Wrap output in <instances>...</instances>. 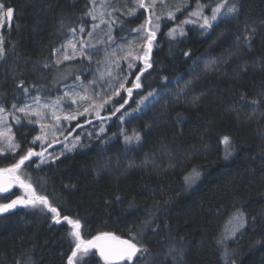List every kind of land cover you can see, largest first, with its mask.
I'll return each mask as SVG.
<instances>
[{
    "label": "trees",
    "instance_id": "1",
    "mask_svg": "<svg viewBox=\"0 0 264 264\" xmlns=\"http://www.w3.org/2000/svg\"><path fill=\"white\" fill-rule=\"evenodd\" d=\"M7 3L17 11L10 31L6 26L2 32L14 48L6 41L5 47L13 54L0 70V89L8 99L18 91L9 71V66L18 62L16 79H23L25 86L35 83L55 96L71 78L53 84L55 70L45 69L42 62L54 59L52 49L65 42L68 34L58 31L60 21L75 25L87 0ZM238 7L239 21L225 20L206 34L185 26L186 36L172 39L165 35L187 10L167 25L162 21L158 46L152 51L153 67L141 77L144 87L134 91L130 106L134 107L133 101L139 99L137 91L145 95L153 91L156 95L148 97L151 101L141 113L123 123L129 134L131 129L141 131L139 145H124L120 121L114 117L104 134H118L109 143L102 142L107 139L103 136L86 139V147L77 148L55 163L41 165L36 171L29 169L34 178L37 173L44 177L48 193L63 198L62 213L67 209L71 218L79 214L90 230L86 239L100 232L128 238V229L139 226L147 212H154L153 224L158 228L153 231L146 227L143 231L144 244L152 253L148 264H174L165 253L178 241L185 248L183 264H225L217 241L233 213V205H237L255 216L257 223L255 228L249 226L227 241L235 252V264H264V100L256 109L239 99L242 91L252 98L264 90V72L250 67L247 75L236 74L242 60L255 64L259 55V48L253 53L244 52L243 37L237 43L236 35L245 24L264 34V0H238ZM129 19V27L141 22L139 13ZM117 34L128 33L117 29ZM229 57V62L223 63ZM195 97L200 100L194 107ZM178 113L182 114L179 119ZM33 127L35 131L28 133V141L38 134V128ZM225 135L235 145L228 156L220 142ZM10 163L0 158V167ZM129 164L134 167L129 168ZM193 167L198 168L200 176L189 185L183 177ZM94 168L101 170L99 176ZM18 194L12 190L0 195V203H8ZM117 194L122 201H115ZM133 198L135 207L130 208L129 200ZM68 228L29 207L0 214V264H15L24 253L31 256L33 264H67L71 252L65 235ZM92 251L95 255L86 258L87 264H104L98 252Z\"/></svg>",
    "mask_w": 264,
    "mask_h": 264
},
{
    "label": "snow or ice",
    "instance_id": "2",
    "mask_svg": "<svg viewBox=\"0 0 264 264\" xmlns=\"http://www.w3.org/2000/svg\"><path fill=\"white\" fill-rule=\"evenodd\" d=\"M118 2L119 0H87L85 9L77 18L75 25L65 24L64 20L60 21L58 31L68 35L64 43L52 49L51 56L54 59L42 62V65L45 69L55 70L52 77L53 84L71 78L69 83H63L62 92L53 96L51 91H46L35 83L25 86L23 79H16L18 62H13L9 66L18 91H14L11 99H8L7 93L0 89V92H4L0 96V158L12 161L0 167V193H9L13 188L23 189L22 195L10 199L8 203H0V214L8 213L18 205H22L38 209L56 224L63 223L66 228L70 226L65 233L71 246L67 264H87L86 258L90 254L95 255L92 250L99 253L104 264H148L152 253L144 244L143 231L146 227L152 228L153 231L158 228V225L153 224L155 213L147 212L139 226L133 225L128 229L127 239L111 232H100L86 239L85 236L90 230L86 223L82 224L79 214L76 213L75 218H71L66 214L67 209L62 213L63 198L48 193L44 177L37 173L34 178L29 169L36 171L41 169V165L55 163L67 152L86 147L82 133L76 130L83 129L85 124L92 125L94 120L99 121L96 125L98 128L96 138L101 139L107 131L106 123L117 113H121L117 119L120 121L119 131L124 145L126 147L139 145L143 139L141 131L131 129L129 134V131L123 127L124 117L139 111L140 105L156 93L148 91L145 95L137 91L139 97L135 101L137 107L131 109V112L121 110L132 99L134 90H141L144 87L141 77L153 67L152 51L154 46H158L156 41L161 22L167 25L176 20L177 12L187 10L184 18L165 33L167 37L175 39L177 36L187 35L185 26H191L206 34L225 20L239 21L240 18L238 0H184L182 6L176 7L174 11L168 9L167 0H123V8L126 10L116 6ZM189 4H191L190 9ZM16 11L7 0H0V29L7 26L10 31ZM138 13L141 22L135 27H129L132 23L129 18H136ZM85 20L89 23L86 24ZM101 25H106L105 38L97 40L95 33ZM116 29H119L120 33L127 32L128 35L121 34L117 39L113 35ZM241 37H243L244 52L253 53L257 48L260 52L255 64L247 59L242 60L236 74L247 75L250 67H256L264 72V34L257 32L255 28L249 29L245 24L236 35L237 43H240ZM6 41L10 48H14L10 38H6L0 31V70L7 65L9 55L13 54L5 47ZM185 55L189 53L186 52ZM230 59L231 57L225 59L223 63L227 64ZM74 61L78 63H72ZM85 72L89 75L84 76ZM164 79L167 80V77ZM42 91L43 96H41ZM20 97L24 99L21 100ZM239 99L258 109L264 100V90L252 98L242 91L239 93ZM199 100L200 97L194 98L192 102L194 107ZM181 115L178 113L177 118L179 119ZM81 117L84 118L83 121ZM35 125L39 126V133L28 141L27 135L35 131L33 127ZM17 133L20 134L19 139ZM92 136L93 133L88 132L86 138L90 140ZM113 138H117L116 133L102 142L107 144ZM220 142L224 145L225 155H231L235 147L232 138L225 135L221 137ZM57 144L63 146L59 152L48 151ZM34 157L39 158V162L33 159ZM132 167L134 165L129 164V168ZM93 172L97 176L101 174L100 169L94 168ZM199 176L200 171L193 167L183 179L186 184L191 185ZM49 195H52L51 200ZM114 199L118 202L122 201L119 194ZM106 203L110 202L106 201ZM129 207H135L134 198L129 200ZM233 221H235L233 227L224 228L217 241L221 246L225 264H235V252L227 246V241L235 238L237 233L242 234V230L249 226L255 228L257 218L249 216L242 207L233 205V213L226 224H232ZM184 253L185 248L182 242L178 241L169 246L165 255L170 257L174 264H183ZM22 256L23 258L17 259L15 264H33L30 255L24 253Z\"/></svg>",
    "mask_w": 264,
    "mask_h": 264
},
{
    "label": "rangeland",
    "instance_id": "3",
    "mask_svg": "<svg viewBox=\"0 0 264 264\" xmlns=\"http://www.w3.org/2000/svg\"><path fill=\"white\" fill-rule=\"evenodd\" d=\"M183 2H184V0H167V7H168V9H171V10L174 11L176 7H180V6H182ZM116 6L120 7L122 10H126V9L123 8V0H119V2L117 3ZM181 13H182V12H177L176 16L179 15V14H181ZM182 19H183V18H182ZM161 26H163V22H161ZM174 26H175V25H174ZM174 26H172V27H174ZM170 28H171V27H170ZM2 30H3V29H0V31H2ZM105 31H106V25H101L100 29H98L97 32L95 33L97 40L105 38V37H104V32H105ZM200 31H201V30H200ZM113 35H115V36L117 37V39H119V37H120V35L117 34V29H116V31L113 33ZM127 35H128V34H127ZM100 58L102 59V56H101ZM93 67H95V65H94ZM88 75H89L88 72H85V73H84V76H88ZM84 76H82V79H84ZM129 86H131V83H129ZM134 91H135V90H134ZM133 97H134V92H133ZM133 97H132V98H133ZM116 99H118V98H116ZM132 100H133V99H130V100H129L128 104L125 105V108L121 110L122 112H125V111H127V112H131V109L137 107V104H136L135 101H133L134 104H135V106H134V107H131V106H130ZM150 101H151V98H148L147 100L144 101L143 104L140 105V110H139V111H137V112H132L131 115H125V117H124V122H126V120H127L130 116L141 113L142 110L144 109V107L146 106V104H147L148 102H150ZM113 102L115 103V100H114ZM117 106H118V105H117ZM103 114H105V113H102V115H103ZM120 115H121V113H117L115 116H113V117H112V118L106 123V125H105L106 129H107V126L110 124V122H112V120L114 119V117H118V116H120ZM83 119H84V118L81 117V121H83ZM93 122H98V124H99V121H95V120H94ZM74 124H75V122H74ZM98 124H94V123H93L92 125H88V124H85V125H84V130L82 131V137H84V138H83V141L87 139L86 136H87V133H88V132H92V133H93L92 138L97 139V138H96V133L98 132V128L96 127V125H98ZM35 127L38 128V133H39V126H38V125H35ZM13 130H14V129H13ZM78 130H79V129H77L76 131L78 132ZM14 131H15V130H14ZM119 133H120V131H119ZM117 134H118V133H117ZM103 137H106L107 139H109L110 137H112V135H109V136H108L107 134H103ZM131 146H133V145H131ZM62 147H63L62 145L57 144V145H54L53 148H49L48 151H49V152H54V151H55V152H59V151L62 149ZM36 150L38 151L39 148L37 147ZM72 152H73V151H72ZM69 153H71V152H67L66 154H69ZM66 154H65V155H66ZM38 160H39V158H38ZM12 190H16L17 193H19L17 196L23 194V189L13 188ZM12 190H11V191H12ZM15 198H16V197H14L13 199H15ZM29 208H30V207H29ZM32 209H33V208H32ZM234 224H235V221H233L232 224H226V225L224 226V228H226V227H227V228H231V227H233ZM230 239H231V238H230Z\"/></svg>",
    "mask_w": 264,
    "mask_h": 264
},
{
    "label": "water",
    "instance_id": "4",
    "mask_svg": "<svg viewBox=\"0 0 264 264\" xmlns=\"http://www.w3.org/2000/svg\"><path fill=\"white\" fill-rule=\"evenodd\" d=\"M9 193H10V192H9ZM6 194H8V193H0V195H6ZM21 207H22V205H18L16 209L10 210L9 212L14 211V210H17V209H19V208H21ZM111 233H113V232H111ZM113 234H115L116 236H120V237L123 238V239H127V237H123V236L118 235V234H116V233H113ZM98 254H99V253H98ZM101 259H102V258H101ZM102 260H103V259H102Z\"/></svg>",
    "mask_w": 264,
    "mask_h": 264
}]
</instances>
